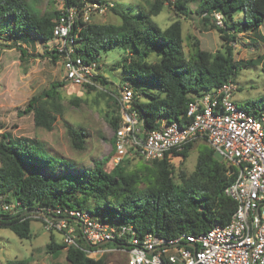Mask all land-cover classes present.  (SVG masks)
<instances>
[{
	"label": "trees",
	"instance_id": "obj_1",
	"mask_svg": "<svg viewBox=\"0 0 264 264\" xmlns=\"http://www.w3.org/2000/svg\"><path fill=\"white\" fill-rule=\"evenodd\" d=\"M81 1L62 0L60 10L42 12V0H0V21L8 20L6 27L0 26V40L9 42L6 45L13 49V40L27 35L46 45L54 39V28L65 10ZM191 3L198 4L195 13L202 17L203 24H210L219 32L225 43L223 52L202 50L200 41L194 39L187 57L181 21L176 20L162 29L152 19L163 11L162 0H157L148 12L140 11L137 15L115 6L110 12L119 16V24H101L95 20L84 25L78 34L71 35L75 53L86 62H99L104 49L118 46L127 51L113 64V70L122 69L135 87L128 84L135 94L132 110L147 131L175 122L181 126L189 123L187 111L193 99L229 81L234 83L242 62L235 60L231 43L239 33L255 36L251 31L259 30L264 24V0H174L173 6L180 16L188 17L194 13ZM214 13L223 15L224 28L216 25ZM241 13L243 18H237ZM261 40L264 42V37ZM18 50L21 60L29 61L28 49L19 44ZM53 53L46 52L54 62L63 57L56 49ZM96 80L105 89L110 84L102 75ZM63 85V82H54L33 96L21 114H33L36 127L52 131L63 116L59 91ZM114 94L118 96L119 92L116 90ZM114 101L112 130L121 122L117 97ZM78 102L75 98L71 103ZM241 108L259 115L264 112V98L259 102L249 101ZM66 127L72 147L83 150L86 132L70 124ZM195 143L182 151H174L171 157L185 162ZM171 157L155 161L140 159L139 164L130 168L129 159L115 166L109 156L94 161L92 168H77L73 162L58 160L41 141L16 140L10 134H2L0 196L5 202H21L29 210L34 207L87 210L105 223L131 226L141 237L148 233L166 239L182 234L197 235L216 225L228 224L236 203L225 195L226 187L234 180L225 162L207 143L200 145L195 170L190 174L182 169L176 172ZM32 221L8 212L0 214V228L10 229L20 239L32 238ZM108 245L121 244L115 241ZM62 250L66 252L68 264H108L105 254L89 257L81 248H66L52 235L47 252L58 259ZM7 264H29V261L15 259Z\"/></svg>",
	"mask_w": 264,
	"mask_h": 264
},
{
	"label": "built area",
	"instance_id": "obj_2",
	"mask_svg": "<svg viewBox=\"0 0 264 264\" xmlns=\"http://www.w3.org/2000/svg\"><path fill=\"white\" fill-rule=\"evenodd\" d=\"M114 7L111 0H82L69 6L56 24L54 38L61 41L57 50L63 53L65 79L72 85L106 90L96 80L101 65L77 56L71 35ZM213 18L218 27H225L222 14L214 13ZM118 88L121 122L110 138L112 163L116 166L135 158L162 160L204 140L234 177L225 189V195L236 203L230 222L205 233L166 239L153 233L138 236L131 226L105 223L87 210H29L21 202L3 201L2 196L0 214L41 220L48 232L60 234L66 248H81L92 258L124 251L128 264H264V112L253 115L241 108L234 99L237 87L229 81L190 102L189 123L181 126L175 122L147 131L132 110L133 89L128 84ZM115 241L121 245H102Z\"/></svg>",
	"mask_w": 264,
	"mask_h": 264
},
{
	"label": "rangeland",
	"instance_id": "obj_3",
	"mask_svg": "<svg viewBox=\"0 0 264 264\" xmlns=\"http://www.w3.org/2000/svg\"><path fill=\"white\" fill-rule=\"evenodd\" d=\"M120 11L130 15H137L140 11L148 12L157 0H111ZM163 11L153 17L154 23L162 29L167 28L174 21L180 20L183 27L185 54L189 57L191 42L200 41L202 50L215 53L225 50V43L220 39L219 32L203 24L202 17L195 13L197 3H191L192 14L188 17L180 16L173 6L174 0H162ZM62 0H42V12L60 10ZM237 18H243L238 14ZM95 20L101 24H119L120 18L114 13L101 15ZM228 21V19H227ZM8 20H1L0 26L6 27ZM248 33H239L237 40L231 43L234 57L239 63V72L234 81L237 91L235 101L244 107L249 101L259 102L264 98V25L259 30ZM257 36V37H256ZM261 38V39H260ZM14 47L10 49L9 42L0 40V136L10 134L13 139L25 138L41 141L45 149L57 157L58 160L73 162L77 168H92L93 162L106 157H111L110 138L113 130L110 120L113 109L116 108V96L119 86L131 84L122 69L113 70V64L123 58L127 51L122 47H114L101 51L99 74L110 82L106 90H90L88 87L74 86L65 79L62 66V57L53 61L46 54L53 53V49L61 46V41L54 38L44 45L35 37L23 35L18 40H13ZM28 49L29 61H22L18 45ZM57 56V54L53 53ZM252 60V64L245 62ZM126 78V79H125ZM54 82H63L59 89L62 95L63 116L59 117L55 128L47 131L35 126L33 114H21L29 100ZM131 87L135 88L132 84ZM75 98L78 104L71 103ZM66 124L86 132L83 150L74 149L67 132ZM206 144L204 140L195 143L188 159L182 163L181 158L171 157L170 161L175 166L176 172L181 169L190 174L195 170L199 147ZM127 160V159H126ZM128 166L134 168L140 159H129ZM32 238L20 239L10 229L0 228V264H7L10 260L28 259L29 264H68L65 251L58 259H54L47 252V245L51 236L62 243L60 234L48 232L41 220H33L31 224ZM102 254L97 255L101 257ZM94 256V255H93ZM96 257V258H97ZM108 264H128V254L124 251H114L105 254Z\"/></svg>",
	"mask_w": 264,
	"mask_h": 264
},
{
	"label": "crops",
	"instance_id": "obj_4",
	"mask_svg": "<svg viewBox=\"0 0 264 264\" xmlns=\"http://www.w3.org/2000/svg\"><path fill=\"white\" fill-rule=\"evenodd\" d=\"M264 25V24H263ZM263 25L260 27V29H259V33L261 34V28L263 27ZM257 37V36H256ZM109 243H104V244H102L104 247H109V248H111L112 246H110V245H108Z\"/></svg>",
	"mask_w": 264,
	"mask_h": 264
}]
</instances>
